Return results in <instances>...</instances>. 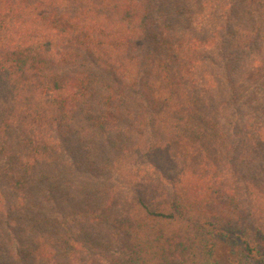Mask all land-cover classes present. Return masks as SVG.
I'll return each instance as SVG.
<instances>
[{"label":"trees","instance_id":"trees-1","mask_svg":"<svg viewBox=\"0 0 264 264\" xmlns=\"http://www.w3.org/2000/svg\"><path fill=\"white\" fill-rule=\"evenodd\" d=\"M0 264H264V0H0Z\"/></svg>","mask_w":264,"mask_h":264}]
</instances>
